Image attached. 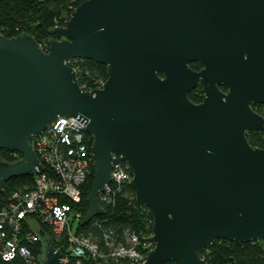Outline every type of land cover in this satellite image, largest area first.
Returning a JSON list of instances; mask_svg holds the SVG:
<instances>
[{
	"label": "water",
	"instance_id": "1",
	"mask_svg": "<svg viewBox=\"0 0 264 264\" xmlns=\"http://www.w3.org/2000/svg\"><path fill=\"white\" fill-rule=\"evenodd\" d=\"M45 51L0 32V195L43 171L34 140L60 118L92 138L95 173L87 226L113 166L126 163L138 204L154 217L144 264H208L217 241L264 242V0H86L51 29ZM73 60L107 68L101 89L80 87ZM198 64L199 70L191 68ZM202 86L203 101L189 94ZM36 234L44 258L63 253Z\"/></svg>",
	"mask_w": 264,
	"mask_h": 264
},
{
	"label": "built area",
	"instance_id": "2",
	"mask_svg": "<svg viewBox=\"0 0 264 264\" xmlns=\"http://www.w3.org/2000/svg\"><path fill=\"white\" fill-rule=\"evenodd\" d=\"M85 128L86 123L60 118L35 138L37 157L48 172L35 177L32 191L11 194L8 205L0 210V264H14L18 258L26 264H39L30 250L39 240L35 233L26 231V225L39 235L41 226L49 228L56 241L66 237L68 249L62 264H80L83 257H89L92 264H144L147 253L155 248L150 239L153 235L143 241L129 236L126 245H114L106 236L104 250L91 238L76 234L75 227L82 216L75 206L81 202V188L93 162ZM130 173L126 163L115 164L112 182L99 196V202L110 204L115 193L130 183ZM44 256L43 249L39 258Z\"/></svg>",
	"mask_w": 264,
	"mask_h": 264
},
{
	"label": "trees",
	"instance_id": "3",
	"mask_svg": "<svg viewBox=\"0 0 264 264\" xmlns=\"http://www.w3.org/2000/svg\"><path fill=\"white\" fill-rule=\"evenodd\" d=\"M86 0H0V32L6 38H14L24 34L32 36L42 48L48 50V42L52 39L51 29L63 26L70 14ZM70 66L77 72L80 85L88 90H96L108 79L107 68L89 60H73ZM195 71L198 64H191ZM189 100L195 104L203 101L202 86L189 94ZM255 110V108H253ZM250 145L264 150V132L247 134ZM89 152L92 154V138L87 135ZM0 157L8 163L18 162L22 157L18 153L0 151ZM90 175L81 188V202L75 206L80 211L81 220L75 227L76 234H83L98 243L102 249H107L105 237L117 244H127L129 236L135 235L140 241L152 235L154 217L152 212L137 203L135 194L129 184H125L112 197L110 204L100 202L103 215L94 218L87 226H82V220L88 213L87 199L92 190L95 173V157L92 156ZM48 170L45 168L44 173ZM132 176V173H130ZM35 188V177H18L11 179L4 186V193L0 195V210L8 205L11 194L32 191ZM26 231L31 233V227L26 225ZM42 239L64 255L68 244L64 236L56 241L49 228L40 227ZM28 245V244H26ZM29 246V245H28ZM36 260L43 253L42 245L36 242L30 247ZM199 256L208 264H264V242L258 241L248 244L217 241L210 251H200ZM89 257H83L80 264H92ZM14 264H26L18 258ZM173 264V263H169Z\"/></svg>",
	"mask_w": 264,
	"mask_h": 264
},
{
	"label": "flooded vegetation",
	"instance_id": "4",
	"mask_svg": "<svg viewBox=\"0 0 264 264\" xmlns=\"http://www.w3.org/2000/svg\"><path fill=\"white\" fill-rule=\"evenodd\" d=\"M255 108V112L257 113V114H259L260 116H263L264 117V105H257L256 107H254ZM250 133H252V132H250ZM256 133H259V132H256ZM249 134V133H248Z\"/></svg>",
	"mask_w": 264,
	"mask_h": 264
}]
</instances>
